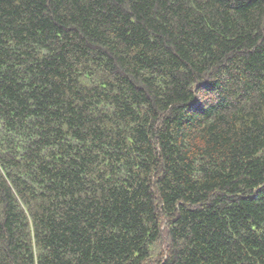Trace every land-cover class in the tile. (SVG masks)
Segmentation results:
<instances>
[{"label":"trees","instance_id":"16d2710c","mask_svg":"<svg viewBox=\"0 0 264 264\" xmlns=\"http://www.w3.org/2000/svg\"><path fill=\"white\" fill-rule=\"evenodd\" d=\"M0 264H264V0H0Z\"/></svg>","mask_w":264,"mask_h":264}]
</instances>
